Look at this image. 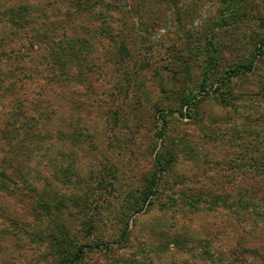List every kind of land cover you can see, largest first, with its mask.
<instances>
[{"label":"rangeland","instance_id":"rangeland-1","mask_svg":"<svg viewBox=\"0 0 264 264\" xmlns=\"http://www.w3.org/2000/svg\"><path fill=\"white\" fill-rule=\"evenodd\" d=\"M228 10L0 0V264H57L90 213L81 264H264V0Z\"/></svg>","mask_w":264,"mask_h":264},{"label":"trees","instance_id":"trees-1","mask_svg":"<svg viewBox=\"0 0 264 264\" xmlns=\"http://www.w3.org/2000/svg\"><path fill=\"white\" fill-rule=\"evenodd\" d=\"M225 2L227 3V7L229 9L228 11L232 10L235 0H225ZM231 14L232 13L228 15L229 18ZM223 18L224 17L222 16L221 19L223 20ZM224 23L226 22L224 21ZM258 58L260 59L264 58V38L259 39L255 43L254 52H253V55L251 56L250 63H248V65L245 66L246 72H254ZM228 74L229 75L230 74L240 75L244 73L231 71ZM165 126L166 125L164 123L163 128H162L163 131L165 130ZM259 163L260 165L258 164L257 166H262V168H264V159H262ZM154 164L156 167H155V172L153 175V181L151 184V188H148L146 189V191H144L143 201L148 200L149 197L154 194L152 189L156 187V182L158 180L157 177L160 173H162V170L158 169V166L161 164L158 157L157 159H154ZM256 169L257 167L255 166V170ZM39 204L40 203H37L34 209L36 213L38 212V207L40 206ZM42 209L46 211L47 205H42ZM94 217L95 216L91 215V213L86 215L85 221L88 220V218H91V219H89L87 223L85 224V226H83L84 229H82V232H81L82 235H80V237H83V238H75V239L66 238L68 237V232L66 228L63 227L64 226L63 224H60L59 227H56L54 229V233L51 235L52 236L51 245H52V250L55 252V258L57 260V264H81L84 258L83 256L85 252H88V251L92 252V251H98V250L108 251V249L111 246V243L101 242L98 240L89 241L87 239V237L92 234L95 228V225H96L93 222ZM35 218H38V217L35 216Z\"/></svg>","mask_w":264,"mask_h":264}]
</instances>
